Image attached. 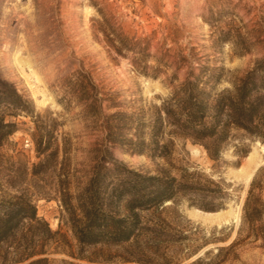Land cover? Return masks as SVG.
<instances>
[{
  "label": "trees",
  "instance_id": "obj_1",
  "mask_svg": "<svg viewBox=\"0 0 264 264\" xmlns=\"http://www.w3.org/2000/svg\"><path fill=\"white\" fill-rule=\"evenodd\" d=\"M100 15L98 33L109 50L122 58L131 55L135 67L146 69L142 66L146 48ZM213 36L216 44L232 41L239 56L250 54L260 43L258 38L250 42L230 28ZM194 51L192 48L189 56L181 58L180 65L194 59ZM224 83L230 86L224 87ZM60 87L64 97L59 103L64 109L75 102L79 114L89 120L90 130L102 134L101 143L91 149L92 165L84 176L77 177L71 168V139L59 135L62 124L57 118L35 115L31 102L1 77L0 146L17 131L19 116L32 118V140L40 161L33 166L31 176L41 180L51 174L55 178V199L68 218L74 243L60 230L52 231L38 216L34 196L20 190L13 196H0V264H79L73 260L88 264H183L197 255L203 246H190L197 233L183 225L189 220L178 208L188 199L189 207L212 211L198 206L194 197L218 199L225 192L211 180L202 184L198 172L175 166L177 142L189 141L201 147L214 162L238 134L264 144V53L241 78H226L223 66L200 61L190 64L185 78L169 79V95L160 104L138 101L126 106L117 101V94L103 93L82 71L62 78ZM108 146L130 156L163 160L168 169L159 168L155 175L131 169L111 158ZM254 190L253 182L242 205L235 239L188 264H233L239 261L235 253L238 246L249 241H260L264 246V200L255 198ZM43 195L47 194H39ZM243 230L245 237L241 239ZM182 251L188 253L178 258ZM52 254H64L71 260L57 261L50 258Z\"/></svg>",
  "mask_w": 264,
  "mask_h": 264
},
{
  "label": "rangeland",
  "instance_id": "obj_2",
  "mask_svg": "<svg viewBox=\"0 0 264 264\" xmlns=\"http://www.w3.org/2000/svg\"><path fill=\"white\" fill-rule=\"evenodd\" d=\"M100 14L118 32L135 38L146 48L142 64L146 69L135 67L131 55L122 58L109 50L98 33ZM229 28L250 42L258 38L259 45L250 54L239 56L232 41L216 44L215 32ZM192 48L195 58L180 65V59L189 56ZM262 53L264 0H0V77L31 102L35 115L52 116L62 124L59 135L71 139V168L77 177L84 176L92 165L91 149L101 143L102 134L90 130L89 120L79 114L75 102L67 110L59 103L64 97L62 78L82 71L103 93L117 94V101L126 106L138 101L144 105L160 104L169 95V79L185 78L190 64L200 61L223 66L226 78H241ZM16 123L17 131L0 146V196L27 190L34 196L38 216L47 221L52 231L60 230L74 243L68 218L55 199V178L51 174L41 180L31 176L33 166L40 161L32 140V118L19 116ZM25 140H29V147ZM108 149L111 158L142 173L155 175L159 168L168 169L163 160L151 161L145 156H130L118 148ZM173 162L177 167L198 172L202 184L211 180L225 192L218 199L210 195L194 197L198 206L213 208L212 211L189 207L188 199L181 202L178 210L189 220V224L183 225L197 233L195 241L189 244L192 248L203 246L197 255L183 262L188 264L235 239L242 205L253 182L254 197L264 200V189H259L264 188V144L238 134L220 160L214 162L201 147L179 141ZM45 193L44 197L39 196ZM217 212H223L221 221L201 220L213 218ZM244 231L241 239L245 237ZM229 235L227 241L219 242ZM187 253L182 251L178 258ZM235 253L239 261L233 264H264V246L260 241L242 244ZM50 258L71 260L64 254H52Z\"/></svg>",
  "mask_w": 264,
  "mask_h": 264
},
{
  "label": "water",
  "instance_id": "obj_3",
  "mask_svg": "<svg viewBox=\"0 0 264 264\" xmlns=\"http://www.w3.org/2000/svg\"><path fill=\"white\" fill-rule=\"evenodd\" d=\"M217 213H219L221 215L219 218H214L212 220H210V219H202L201 218V220L204 221V222H209V223H214V222H217V221H221L223 219V212H217Z\"/></svg>",
  "mask_w": 264,
  "mask_h": 264
},
{
  "label": "bare ground",
  "instance_id": "obj_4",
  "mask_svg": "<svg viewBox=\"0 0 264 264\" xmlns=\"http://www.w3.org/2000/svg\"><path fill=\"white\" fill-rule=\"evenodd\" d=\"M217 215H214L213 218H210V220L214 219V218H219L221 215L219 213H216ZM202 219H207V218H202ZM209 219V218H208Z\"/></svg>",
  "mask_w": 264,
  "mask_h": 264
},
{
  "label": "built area",
  "instance_id": "obj_5",
  "mask_svg": "<svg viewBox=\"0 0 264 264\" xmlns=\"http://www.w3.org/2000/svg\"><path fill=\"white\" fill-rule=\"evenodd\" d=\"M31 144H30V142H29V140H25V146L26 147H29Z\"/></svg>",
  "mask_w": 264,
  "mask_h": 264
}]
</instances>
